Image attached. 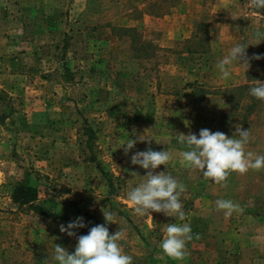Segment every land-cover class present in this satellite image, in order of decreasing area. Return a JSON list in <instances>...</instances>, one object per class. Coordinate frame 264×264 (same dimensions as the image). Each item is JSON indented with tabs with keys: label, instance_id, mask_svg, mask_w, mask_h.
<instances>
[{
	"label": "rangeland",
	"instance_id": "obj_1",
	"mask_svg": "<svg viewBox=\"0 0 264 264\" xmlns=\"http://www.w3.org/2000/svg\"><path fill=\"white\" fill-rule=\"evenodd\" d=\"M257 31L264 15L250 0H0V264H58L55 245L77 242L59 225L82 215L87 233L103 210L132 264H264V168L215 182L180 164L178 140L249 128L246 151L264 154V100L249 92L264 81ZM235 42L249 44V67L235 62L224 78L216 62ZM140 135L151 143L125 155ZM148 147L173 153L183 220L129 206L126 190L147 172L130 157ZM22 183L39 191L33 206L13 200ZM220 198L239 208L225 216ZM167 223L191 225L182 260L159 247Z\"/></svg>",
	"mask_w": 264,
	"mask_h": 264
},
{
	"label": "clouds",
	"instance_id": "obj_2",
	"mask_svg": "<svg viewBox=\"0 0 264 264\" xmlns=\"http://www.w3.org/2000/svg\"><path fill=\"white\" fill-rule=\"evenodd\" d=\"M250 4L254 8L264 9V0H250ZM260 35L264 33L257 31V36ZM248 45L241 42L233 43L227 54L216 62V68L222 77L231 76L230 66L235 62L246 63L249 67L250 58L246 51ZM252 58L262 59L264 53H253ZM249 92L252 96L264 100V81L257 80ZM152 138L148 135H140L136 139L129 137L121 146L127 155L137 140L150 144ZM178 140L180 144L186 146L179 152L180 164L201 170L204 177L212 178L215 182L223 181L229 170L244 173L250 168L256 170L264 168V154L246 151V145L250 141L249 128L236 127L231 136L220 130L201 128L198 134L181 133ZM172 159V151L154 150L152 147L131 154V163L147 170L142 175L143 179L126 190V199L135 214L152 216V211H156L163 212L169 217L184 219L181 197L185 192V185L166 171V166ZM160 165H165V169L155 171ZM216 207L225 210V216H230L239 205L230 199L220 198L216 201ZM103 215L105 223L92 225L84 234L77 233L78 229L88 227L82 215L66 224L61 223L60 232L75 237L77 242L74 251L71 252L61 244H56L54 260L58 264H132L133 257L125 253L120 245V241L125 238L124 230L110 234L107 223L116 222L114 214L103 210ZM162 232L164 235L159 247L163 254L178 261L182 260L187 255L186 242L192 239L190 223H167Z\"/></svg>",
	"mask_w": 264,
	"mask_h": 264
},
{
	"label": "trees",
	"instance_id": "obj_3",
	"mask_svg": "<svg viewBox=\"0 0 264 264\" xmlns=\"http://www.w3.org/2000/svg\"><path fill=\"white\" fill-rule=\"evenodd\" d=\"M264 15V9H258ZM252 85V84H251ZM250 84H246L244 87H240V89L251 86ZM6 92L3 89H0V99H5ZM256 98V97H255ZM3 117H6L7 114L5 111L2 112ZM39 191L36 186L31 184L22 183L16 185L13 191V200L19 204L20 207H24L26 205L33 206L35 202L38 200Z\"/></svg>",
	"mask_w": 264,
	"mask_h": 264
}]
</instances>
